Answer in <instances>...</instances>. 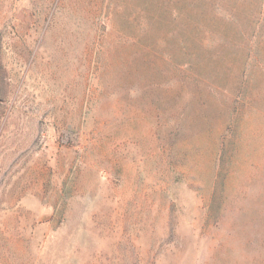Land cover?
I'll use <instances>...</instances> for the list:
<instances>
[{
  "label": "rangeland",
  "instance_id": "rangeland-1",
  "mask_svg": "<svg viewBox=\"0 0 264 264\" xmlns=\"http://www.w3.org/2000/svg\"><path fill=\"white\" fill-rule=\"evenodd\" d=\"M0 264H264V0H0Z\"/></svg>",
  "mask_w": 264,
  "mask_h": 264
}]
</instances>
